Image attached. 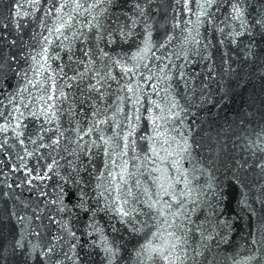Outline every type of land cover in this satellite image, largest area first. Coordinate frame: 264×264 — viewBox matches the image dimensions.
<instances>
[{
  "label": "snow or ice",
  "instance_id": "snow-or-ice-1",
  "mask_svg": "<svg viewBox=\"0 0 264 264\" xmlns=\"http://www.w3.org/2000/svg\"><path fill=\"white\" fill-rule=\"evenodd\" d=\"M14 4L0 14V264H264V125L224 112L239 99L241 126L264 120V0H174L157 39L164 0ZM240 234L246 257L225 255Z\"/></svg>",
  "mask_w": 264,
  "mask_h": 264
},
{
  "label": "water",
  "instance_id": "water-1",
  "mask_svg": "<svg viewBox=\"0 0 264 264\" xmlns=\"http://www.w3.org/2000/svg\"><path fill=\"white\" fill-rule=\"evenodd\" d=\"M19 2L22 3L23 0H19ZM168 3H172L173 8L175 7L174 0H164V4H160V5L156 6V7L159 8V11L156 13L158 23L156 24V28H155V31L153 33V38L154 39L163 38L164 32L166 30L171 31V22L165 24V5L168 4ZM14 9H15L14 0H0V14L7 15L9 10L14 11ZM167 15H168V17H170L172 15V11L168 10ZM29 24H30V28L24 30L25 31V35H24V39L25 40H27L29 38V36L31 34V29L35 28V25L32 24L31 21H29ZM13 35H15L14 32H13ZM176 35L177 36L180 35L179 31L176 32ZM173 44L175 45L176 48L179 47V45L176 44L175 41H173ZM13 50L14 51H19V49H13ZM173 50L174 49H169L168 54L171 55V52ZM157 54L159 55L160 53H157ZM176 63L178 64V63H180V61L177 60ZM256 88H257V90H259V88H260L259 84L256 85ZM251 90H252L251 86H249V88L246 89V92L251 91ZM239 105H240V101H239V99H237L236 104L231 105L230 109L228 107L225 108L224 112L227 114L228 121L231 123L232 120L235 118L237 120V127L238 128L246 127V129L249 130V131L251 129H255L256 131H259V125H264V120L260 119L259 114L256 117H251V118L245 117V120L247 121V120L250 119L251 123H247L245 126H241L239 124V118L235 116L236 109H237V107ZM222 116H223V114H222ZM233 135H235V133H233ZM241 135H243V133H241ZM252 138L255 139V136L253 135ZM244 142H246V141L239 140V141H237V144H241V143H244ZM139 148H143L144 151H147V145L144 142H138V151H139ZM131 155L132 154L130 153L129 157H124L123 159H130ZM114 159L116 160L117 165H119L120 162H121V157L117 156V157H114ZM185 166H187V164ZM126 168L129 171L135 173V175H133V176H131L129 178V182L128 183H129L130 186L135 187V180L136 179H141V198L143 199L144 196H143L142 189H143V187L145 185H144V178L141 175V172H146L147 169L143 168V165H142L140 159H130V163L128 165H126ZM138 168H139V170H138ZM115 171L118 172L119 171V167H117L115 169ZM17 191H19V190H17ZM23 195H24L25 198H27L29 196V193L28 192H24ZM21 210H23V206L22 205H21ZM104 219L107 220V217H104ZM8 228H9V226H5L4 227V231L6 233L8 231ZM242 235L243 234L235 236V238L231 241L233 247L229 248L228 253H225V255H231L233 253L239 252L240 258L243 259V258L246 257V248L244 247V242L241 239ZM124 240L125 241L129 240V237L125 236ZM123 242L124 241H121V243H123ZM133 243H134V241H133ZM225 247H228V246L227 245H221V250H223V248H225ZM129 250H130V246H129ZM94 264H100V260L98 258L95 259ZM229 264H230V261H229Z\"/></svg>",
  "mask_w": 264,
  "mask_h": 264
}]
</instances>
